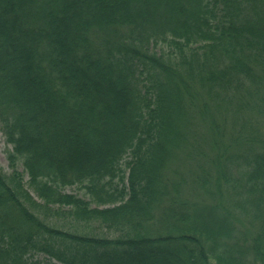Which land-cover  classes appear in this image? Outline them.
<instances>
[{
  "label": "trees",
  "instance_id": "obj_1",
  "mask_svg": "<svg viewBox=\"0 0 264 264\" xmlns=\"http://www.w3.org/2000/svg\"><path fill=\"white\" fill-rule=\"evenodd\" d=\"M0 130V264H264V0H0Z\"/></svg>",
  "mask_w": 264,
  "mask_h": 264
},
{
  "label": "rangeland",
  "instance_id": "obj_2",
  "mask_svg": "<svg viewBox=\"0 0 264 264\" xmlns=\"http://www.w3.org/2000/svg\"><path fill=\"white\" fill-rule=\"evenodd\" d=\"M8 147L10 148L11 146H8L6 143H5V140H4V137H3V134L0 130V166L1 168H3L4 170L8 171L9 170V166H8V160H7V157H6V150L8 149ZM19 170H22V167H20V165L18 166ZM24 180H26V176L24 178ZM65 192H72V193H77L78 196H84L83 195V190L77 188L76 186H72V187H66L65 189ZM65 225H66V221H65ZM89 230L92 231V233L94 234H103L105 235L106 237L107 236H115L116 234L115 233H107V228L105 229L104 227H101V225L99 223H91L90 227H89ZM37 258L39 260H41V264H60V263H57V261H51V262H48V261H45L43 259V256L41 255H38Z\"/></svg>",
  "mask_w": 264,
  "mask_h": 264
}]
</instances>
